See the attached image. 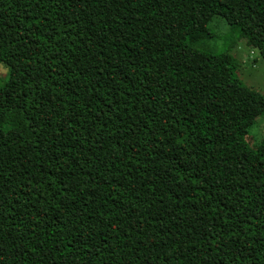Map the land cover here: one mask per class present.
Returning a JSON list of instances; mask_svg holds the SVG:
<instances>
[{"label":"trees","instance_id":"obj_1","mask_svg":"<svg viewBox=\"0 0 264 264\" xmlns=\"http://www.w3.org/2000/svg\"><path fill=\"white\" fill-rule=\"evenodd\" d=\"M234 39L264 59V0H0V264H264Z\"/></svg>","mask_w":264,"mask_h":264},{"label":"rangeland","instance_id":"obj_2","mask_svg":"<svg viewBox=\"0 0 264 264\" xmlns=\"http://www.w3.org/2000/svg\"><path fill=\"white\" fill-rule=\"evenodd\" d=\"M214 32L212 39L203 38L199 42L200 47L206 49L225 48V37L231 33L227 23L216 17L211 22ZM229 54L238 64V74L242 82L264 95V59L256 49L248 48L244 39H234L230 43ZM12 59L7 55L0 58V87L9 79ZM264 139V115L257 118L248 136L249 145L255 149Z\"/></svg>","mask_w":264,"mask_h":264}]
</instances>
